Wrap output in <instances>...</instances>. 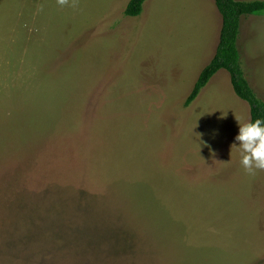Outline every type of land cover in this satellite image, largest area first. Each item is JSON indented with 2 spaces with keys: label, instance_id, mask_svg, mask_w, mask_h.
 Listing matches in <instances>:
<instances>
[{
  "label": "rangeland",
  "instance_id": "rangeland-1",
  "mask_svg": "<svg viewBox=\"0 0 264 264\" xmlns=\"http://www.w3.org/2000/svg\"><path fill=\"white\" fill-rule=\"evenodd\" d=\"M0 0V264H264V170L213 0ZM264 1V0H263ZM264 101V15L240 20Z\"/></svg>",
  "mask_w": 264,
  "mask_h": 264
},
{
  "label": "trees",
  "instance_id": "trees-1",
  "mask_svg": "<svg viewBox=\"0 0 264 264\" xmlns=\"http://www.w3.org/2000/svg\"><path fill=\"white\" fill-rule=\"evenodd\" d=\"M145 1L129 0L124 15L127 17L140 15ZM213 2L222 20L218 44L214 56L200 71L185 104L189 105L219 70H225L234 94L248 105L249 120L264 119V101L254 93L246 80L237 48L241 18L264 15V1L213 0Z\"/></svg>",
  "mask_w": 264,
  "mask_h": 264
},
{
  "label": "clouds",
  "instance_id": "clouds-1",
  "mask_svg": "<svg viewBox=\"0 0 264 264\" xmlns=\"http://www.w3.org/2000/svg\"><path fill=\"white\" fill-rule=\"evenodd\" d=\"M238 132L234 137V148L240 156V164L252 175L264 170V119L237 121Z\"/></svg>",
  "mask_w": 264,
  "mask_h": 264
}]
</instances>
